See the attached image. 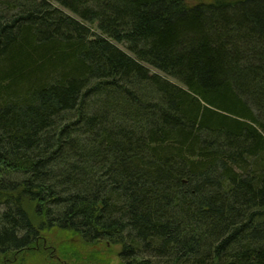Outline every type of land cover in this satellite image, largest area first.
<instances>
[{
    "label": "trees",
    "instance_id": "trees-1",
    "mask_svg": "<svg viewBox=\"0 0 264 264\" xmlns=\"http://www.w3.org/2000/svg\"><path fill=\"white\" fill-rule=\"evenodd\" d=\"M205 1L0 0V264H264V0Z\"/></svg>",
    "mask_w": 264,
    "mask_h": 264
},
{
    "label": "rangeland",
    "instance_id": "rangeland-1",
    "mask_svg": "<svg viewBox=\"0 0 264 264\" xmlns=\"http://www.w3.org/2000/svg\"><path fill=\"white\" fill-rule=\"evenodd\" d=\"M205 0H186V3L193 5ZM54 7L68 12L53 4ZM91 34H98V31L91 29ZM118 49L132 56L122 44L113 42ZM151 73H158L154 69L145 66ZM169 81L173 80L167 78ZM47 246L51 251L48 257L45 256H29L25 264H120L118 259L119 249L106 244L105 242H93L91 244L83 243L78 237L71 233L52 232L47 238Z\"/></svg>",
    "mask_w": 264,
    "mask_h": 264
}]
</instances>
